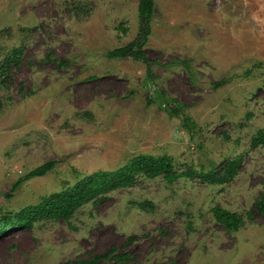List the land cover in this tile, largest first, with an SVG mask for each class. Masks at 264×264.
Listing matches in <instances>:
<instances>
[{
  "label": "rangeland",
  "instance_id": "obj_1",
  "mask_svg": "<svg viewBox=\"0 0 264 264\" xmlns=\"http://www.w3.org/2000/svg\"><path fill=\"white\" fill-rule=\"evenodd\" d=\"M154 2L148 76L142 62L107 57L135 39L138 0H0V67L22 52L1 77L0 224L138 155L169 156L178 173L238 158L237 175L171 185L137 176L69 221L5 231L0 264H264V144L251 146L264 130V0ZM213 207L243 226L226 230Z\"/></svg>",
  "mask_w": 264,
  "mask_h": 264
},
{
  "label": "trees",
  "instance_id": "obj_2",
  "mask_svg": "<svg viewBox=\"0 0 264 264\" xmlns=\"http://www.w3.org/2000/svg\"><path fill=\"white\" fill-rule=\"evenodd\" d=\"M155 2L154 0H138V33L134 40L127 45L116 48L107 53L109 59H125L131 58L135 61L142 62L147 68L148 76L152 75V66L150 59L144 53V47L151 34V23L154 16ZM22 52L19 49L13 50L9 58L0 67V88L3 79L12 68L19 65V59ZM188 65V62H185ZM224 81L214 83V88H219ZM264 87V86H263ZM157 93V98H162L165 104L169 105L173 101ZM152 101V100H151ZM1 106V102H0ZM170 114L178 115V110L174 106L168 107ZM167 108V110H168ZM183 122L188 126L190 119L183 118ZM264 144V130H259L251 140L252 147H258ZM55 162H48L42 166L32 170L23 179L18 180L14 184L16 189L23 180H29L35 177H43L51 171ZM239 160L226 161L225 164L218 170H210L204 172H194L192 169L187 172H175L172 159L169 156H153V155H138L132 157L125 165L114 171H98L96 173L85 176L79 183L73 187H68L43 198L37 205L25 208L17 213L14 217H4L3 224H0V235L7 230H12L19 227H32L34 222L41 220H63L69 221L74 213L87 204L89 201L104 196L114 190L120 188L131 187L137 176L145 177L146 179H155L161 177L167 184L171 185L180 178H188L198 176L209 184H224L230 182L238 173ZM256 212L264 221V195L256 201ZM214 220L222 225L230 232L238 231L244 224L243 218L237 213L227 211L220 207L211 209ZM101 257H96L91 261L85 260L75 261L70 264H94Z\"/></svg>",
  "mask_w": 264,
  "mask_h": 264
}]
</instances>
